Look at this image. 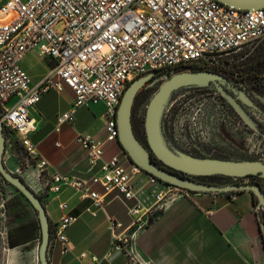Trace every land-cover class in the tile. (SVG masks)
Masks as SVG:
<instances>
[{
  "label": "built area",
  "instance_id": "2783aa9c",
  "mask_svg": "<svg viewBox=\"0 0 264 264\" xmlns=\"http://www.w3.org/2000/svg\"><path fill=\"white\" fill-rule=\"evenodd\" d=\"M64 23L62 32L56 29ZM264 45V9L242 10L216 0H1L0 1V118L10 136L8 144L20 142L26 163L36 169L38 195L76 191L82 199H91L87 212L96 216L105 212L106 196L117 192L133 218L128 234L118 233L122 224L108 218L112 244L105 260L128 254L142 262L134 251L135 236L151 223V211L142 212L138 185L134 179L145 173L130 162L127 169L119 155L105 159L103 142L90 134L78 133L76 143L85 151L88 177L80 178L54 171L39 153L32 135L36 122L30 110L50 90L65 88L74 94L71 108L56 119V132L64 125H75L76 112L92 104H103L107 142H117V113L122 96L130 83L155 72L175 71L200 64L222 68L225 58L239 52L252 53ZM55 61L49 74L32 86L21 62L28 53ZM12 102V103H11ZM59 145V144H57ZM130 160V159H129ZM20 171V170H19ZM151 185L163 184L145 173ZM99 185L103 194L93 187ZM178 194L160 191L155 196V210H165ZM13 192L0 178V243L9 247L6 204ZM64 212L55 225L50 247L59 245L61 255L71 253L67 236L78 217ZM151 210V209H150ZM83 253L79 260L86 258ZM94 263L101 261L92 256Z\"/></svg>",
  "mask_w": 264,
  "mask_h": 264
},
{
  "label": "crops",
  "instance_id": "0c3cea01",
  "mask_svg": "<svg viewBox=\"0 0 264 264\" xmlns=\"http://www.w3.org/2000/svg\"><path fill=\"white\" fill-rule=\"evenodd\" d=\"M55 64L54 60L40 57L33 51L27 54L21 62V67L30 76L32 86H35L49 74ZM73 102L74 94L68 88L60 93L55 90L46 93L39 104L30 110V116L36 122V131L32 139L38 145L41 157L50 163L54 171L85 178L88 177V160L85 151L76 143L77 134L82 132L76 124L64 125L60 132L55 131L57 116L68 111ZM88 108L99 115L103 124L94 129L88 128L86 134L103 142L106 160L119 155L124 166L129 169L131 161L118 141L106 140L105 106L99 103ZM12 147L13 145L7 144L4 162L9 171L17 173L21 164L15 157ZM21 148L23 149L22 146ZM36 174L35 168L24 169L21 173L22 179L32 190L39 188ZM134 182L138 185L142 212L149 210L152 216L150 225L137 233L133 243L134 251L143 263L264 264V241L260 219L254 210L256 200L251 193H194L185 197L177 195L165 210L157 211L153 207L155 196L162 190L165 194L176 195L178 194L176 190L164 183L149 184L145 173L137 175ZM93 189L104 193L99 185ZM42 199L52 227L64 214L59 209L60 203L66 202L69 205L68 213L78 217L77 223L67 231L71 253L62 256L59 245L50 247L51 264H97L91 260L92 256L101 261L98 264H140L133 261L127 253L105 260L112 244L108 218L122 224L123 228L118 233L128 234L127 229L135 217L129 214L127 204L132 207L135 205L134 201L125 203L121 195L113 192L104 200L105 212L100 211L93 216L87 212L93 203L92 200L82 199L74 190L65 189L59 195L47 192L42 195ZM34 239L37 244L28 253V262L16 245L4 248L0 243V264H40L38 237L25 243L33 242ZM83 253L87 255L86 258L79 260Z\"/></svg>",
  "mask_w": 264,
  "mask_h": 264
},
{
  "label": "water",
  "instance_id": "95a60500",
  "mask_svg": "<svg viewBox=\"0 0 264 264\" xmlns=\"http://www.w3.org/2000/svg\"><path fill=\"white\" fill-rule=\"evenodd\" d=\"M226 6L242 10L264 9V0H216ZM161 77L166 79L150 100L145 117V133L147 144H143L137 137L133 124V108L135 100L145 85L153 80L154 74H148L134 80L124 92L117 113L118 143L130 161L145 173L155 177L160 182L177 187L195 194H231L232 192H251L258 198V207L264 210V191L258 184L218 185L198 181L197 177H235L258 176L264 179V161L261 160H233L222 158H200L191 156L172 147L164 133V116L171 95L184 87H206L211 82L217 83L219 92L235 109L243 121L257 132L259 128L249 118L248 113L233 97L228 95L221 83L227 80L221 75L206 72L185 70L177 73L166 72ZM159 76V77H160ZM158 77V78H159ZM7 149L5 129L0 118V176L18 191L37 213L41 231L39 247L40 264H51L49 249L51 239V225L46 208L42 200L25 183V181L9 171L4 157ZM151 154L167 168L188 176L182 178L155 163ZM264 230V223L261 221Z\"/></svg>",
  "mask_w": 264,
  "mask_h": 264
},
{
  "label": "rangeland",
  "instance_id": "374dc122",
  "mask_svg": "<svg viewBox=\"0 0 264 264\" xmlns=\"http://www.w3.org/2000/svg\"><path fill=\"white\" fill-rule=\"evenodd\" d=\"M64 27L65 25L62 22L56 26V29L62 32ZM234 58L240 60L238 69L241 70V74L245 78L244 80L241 77L238 78L245 81L246 85L249 84V81L256 80L252 78V74L255 75L254 72H257L256 74L264 80V67L262 65L264 63V46L259 47L252 53L239 52L235 54ZM179 69L172 72L177 73ZM180 70L182 71V69ZM166 72L162 71V75ZM247 75L249 76L247 77ZM165 79V77L160 76L152 83L148 82L150 84L145 85L134 103L132 117L136 132L144 143H147L146 134L144 133L148 104ZM257 80L259 81V79ZM260 94L264 96V88L261 89ZM47 97L49 98L50 95H47ZM53 102L56 103L55 98ZM251 113L264 133V106L261 105L259 110H253ZM75 119L77 128L83 134H86L85 131L88 128L94 129L103 124V120L99 118V115L92 112L88 107L80 108L76 112ZM164 133L172 147L191 156L264 161V137L259 136L247 127L221 100L214 88L207 90L185 88L175 91L166 107ZM16 144H11L13 145V153H15L17 160L24 161L21 144L20 142ZM206 180L208 182H222L220 177L206 178ZM261 184L264 188V182ZM20 202L21 204L12 202L11 208L8 207V203L6 204L8 243L10 246L11 239L14 241L20 240V244H16V246L24 253L25 261L28 262L27 255L37 243L35 239L29 243H22V241L25 239V242H27V240L37 239L38 237L39 244L41 239L40 225L30 204L25 199L20 200ZM20 227L25 228L23 236L18 233Z\"/></svg>",
  "mask_w": 264,
  "mask_h": 264
},
{
  "label": "flooded vegetation",
  "instance_id": "af4514ba",
  "mask_svg": "<svg viewBox=\"0 0 264 264\" xmlns=\"http://www.w3.org/2000/svg\"><path fill=\"white\" fill-rule=\"evenodd\" d=\"M264 46V45H262ZM261 47V46H260ZM259 49V48H258ZM233 57L230 58H225L223 59V63L225 64V66H223L222 68H216V67H209V66H201L200 64H194V65H187V67L189 66V70H193V71H206V72H212L218 75H221L222 77H224L227 82L225 83H221V86L224 88V90L226 91V93L228 95H230L231 97H233L235 99V101L243 108L245 109V111L248 113L249 118L255 123V125L257 126V128H259L260 132L255 131L254 129H252L249 125H247L243 119L238 115V113L235 111V109L231 106V104L226 100V98L219 92L218 88H217V83L215 82H211L208 86L206 87H199V86H190V87H184L182 89L185 88H195L198 90H207V89H211L214 88L216 90V92L219 94V96L221 97V100L244 122L245 125H247V127L251 128L255 133H257L259 136L262 135L264 137V133L262 132L259 123L256 121V119L253 117V114L251 113V111L253 110H259L260 106L263 105L264 106V96H262L261 93V89L264 88V80L262 78H260L256 73L254 72V74H252V78L256 79L253 81H249V84L246 85L245 81H241L238 77H241L244 80V75L241 74V70L238 69V63L240 62L239 59H235V55H232ZM182 69V68H181ZM184 69V68H183ZM185 71V70H183ZM251 75V74H250ZM249 75H247L248 77ZM155 77V75H154ZM153 77V78H154ZM259 79V81L257 80ZM152 81V80H151ZM167 120V119H166ZM7 137H6V141H7ZM168 141V140H167ZM169 143V142H168ZM15 144V143H13ZM143 144H147L146 142ZM170 144V143H169ZM23 155H24V161H20V171H17L16 174H18L17 176L21 177V173L22 170L24 169H30V168H34L33 166H30L26 163V153L23 149ZM151 158L152 160L157 163L158 165L162 166L163 168H165L166 170L177 174L178 176L182 177V178H188L187 175L182 174L180 172H176L174 170H170L169 168H167L166 166H164L156 157L154 154H151ZM222 159H226V158H222ZM262 161V160H261ZM213 177H220L221 179V183L219 182H208L206 180V178L208 177H197L196 179L198 181L204 182V183H209V184H218V185H244V184H248V185H253V184H258L259 186H261L262 190L264 191V188L262 186V182H264L263 178H260L258 176H246V177H242V178H235V177H224V176H213ZM254 177H258V179L254 178ZM0 178L3 180V178L0 176ZM22 178V177H21ZM4 181V180H3ZM5 182V181H4ZM6 183V182H5ZM7 184V183H6ZM8 187L12 190L13 192V197L15 195H17V193L15 192V190L9 185L7 184ZM171 186V185H168ZM174 189H179L177 187L171 186ZM181 190V189H179ZM34 193L42 200V196L38 195L35 190H33ZM184 191V190H183ZM187 192V191H186ZM247 192V191H244ZM190 194H194L191 192H188ZM234 194L239 193V192H232ZM251 193V192H249ZM252 194V193H251ZM253 195V194H252ZM255 197L256 200V206L254 208L255 212L259 214V219H260V227H261V221L264 223V210L261 207H258L257 203H258V198L253 195ZM12 197V198H13ZM11 198V199H12ZM10 199V200H11ZM44 204V203H43ZM45 206V205H44ZM38 217V216H37ZM40 225V224H39ZM51 225V224H50ZM54 227L55 225L52 227L51 226V239H52V234L54 231ZM261 232H262V238L264 241V230L261 227ZM51 239H50V243H51Z\"/></svg>",
  "mask_w": 264,
  "mask_h": 264
},
{
  "label": "trees",
  "instance_id": "16d2710c",
  "mask_svg": "<svg viewBox=\"0 0 264 264\" xmlns=\"http://www.w3.org/2000/svg\"><path fill=\"white\" fill-rule=\"evenodd\" d=\"M262 65H263V67H264V63H262ZM189 68V66L187 67H184V69L182 68V71L183 70H189L188 69ZM181 70L179 69V72H180ZM169 73H173L172 71H169ZM154 75H155V77L153 78V80L152 81H150V83H152L155 79H157L160 75H162V72H155L154 73ZM150 83H148V84H150ZM133 124H134V121H133ZM134 130H135V133H136V135H137V137H138V139L143 143L144 141L142 140V138H140V136H139V134L136 132V129H135V125H134ZM144 134H146V133H144ZM5 135H6V137L8 138L9 136H10V133L8 132V130H5ZM16 143H18V141L16 140L15 141V145H17ZM208 178H211V177H208ZM254 178H256V179H258V177H254ZM13 188V187H12ZM14 189V188H13ZM15 190V189H14ZM15 192L17 193V195L14 197V198H12L9 202H8V207L9 208H11V204H12V202H18L19 204H21V202H20V200L22 201V199H25L18 191H16L15 190ZM231 194H234V193H231ZM22 198V199H21ZM25 201L26 202H28L26 199H25ZM31 206V205H30ZM34 210V209H33ZM35 212V211H34ZM36 213V212H35ZM36 216H37V213H36ZM38 218V217H37ZM24 230H25V228L24 227H20L19 229H18V233L21 235V236H23L24 235ZM19 241L20 240H17V241H14V240H12L11 239V246H15L16 244H20L19 243ZM22 243H25V239L22 241Z\"/></svg>",
  "mask_w": 264,
  "mask_h": 264
}]
</instances>
